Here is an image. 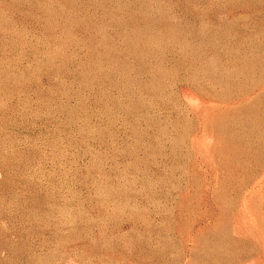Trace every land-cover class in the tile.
I'll return each mask as SVG.
<instances>
[{
    "label": "rangeland",
    "instance_id": "1",
    "mask_svg": "<svg viewBox=\"0 0 264 264\" xmlns=\"http://www.w3.org/2000/svg\"><path fill=\"white\" fill-rule=\"evenodd\" d=\"M0 264H264V0H0Z\"/></svg>",
    "mask_w": 264,
    "mask_h": 264
}]
</instances>
